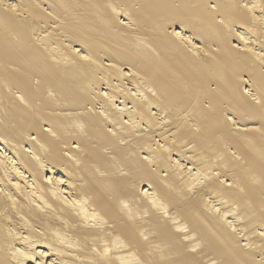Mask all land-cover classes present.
<instances>
[{
  "label": "bare ground",
  "instance_id": "6f19581e",
  "mask_svg": "<svg viewBox=\"0 0 264 264\" xmlns=\"http://www.w3.org/2000/svg\"><path fill=\"white\" fill-rule=\"evenodd\" d=\"M0 264H264V0H0Z\"/></svg>",
  "mask_w": 264,
  "mask_h": 264
}]
</instances>
